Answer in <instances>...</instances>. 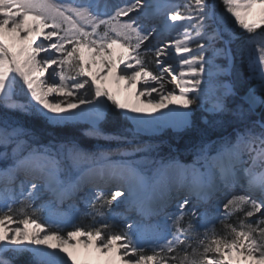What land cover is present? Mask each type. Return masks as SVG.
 <instances>
[{
	"label": "snow or ice",
	"instance_id": "6c2138e0",
	"mask_svg": "<svg viewBox=\"0 0 264 264\" xmlns=\"http://www.w3.org/2000/svg\"><path fill=\"white\" fill-rule=\"evenodd\" d=\"M219 3L0 0V264H264V0Z\"/></svg>",
	"mask_w": 264,
	"mask_h": 264
},
{
	"label": "trees",
	"instance_id": "16d2710c",
	"mask_svg": "<svg viewBox=\"0 0 264 264\" xmlns=\"http://www.w3.org/2000/svg\"><path fill=\"white\" fill-rule=\"evenodd\" d=\"M215 3L217 5L218 10H222V5H220L219 0H215ZM154 67V66H153ZM20 99H24L23 96L19 97ZM2 111V109H0ZM199 114L197 113V116ZM104 128L107 133L112 135H118L120 132V126L118 123V120L115 117V114H109V118L104 124ZM231 131V129H229ZM73 135L79 136V131L77 129L69 127L68 129L64 130L63 132L59 134H49L45 133L41 139L43 143H48L49 140L55 139L56 141H59L64 138H70ZM215 138V135L213 136ZM195 139V133L193 132H166V134H163L162 136L158 137V140L155 144L158 145V148L155 152L151 153V155L157 157L158 159H170V158H176L182 163H191L193 156L190 151L191 144L194 142ZM81 143L83 146L87 147L88 149H94L96 146H110L111 148L115 149L117 147L116 141H104V140H95V139H89L87 137L81 138ZM2 150V149H0ZM119 158V157H114ZM138 158V157H137ZM0 167H3V164L0 163ZM107 193V192H105ZM90 210V209H89ZM106 214L108 213V209L105 210ZM77 223H80L81 225L87 227L89 226L92 221L90 217H81L80 220L77 221ZM116 227L115 230L119 231L121 228V225L119 221L114 222ZM216 229L218 232H222L223 229L218 224L216 226ZM29 257L27 254L22 255L18 257L15 261V264H28Z\"/></svg>",
	"mask_w": 264,
	"mask_h": 264
},
{
	"label": "rangeland",
	"instance_id": "374dc122",
	"mask_svg": "<svg viewBox=\"0 0 264 264\" xmlns=\"http://www.w3.org/2000/svg\"><path fill=\"white\" fill-rule=\"evenodd\" d=\"M113 1V0H112ZM113 2H115V1H113ZM118 2H121V0H117V3ZM149 45H151V43H149V42H147ZM152 44H154V43H152ZM108 87L110 88V89H112L113 91H115L118 87L117 86H115V85H111V84H108ZM169 131H171V132H177V131H175V130H172V129H164L163 131H161V132H159V133H157V134H155V136L152 138V141L151 142H153V143H156L157 142V140H158V137H160V136H162L163 134H166V132H169ZM145 139H148V137H145ZM163 159V158H162ZM164 161H167V159H165ZM185 164H187V163H185ZM100 189H103L105 192H108L109 190H116V185H113V186H106V185H97ZM86 191H88V189L86 190ZM82 194H85V193H82ZM68 203L69 202H65L63 205H61L60 206V210L61 211H67L68 210ZM76 203H77V206L80 208V210L83 212V211H86V210H89V209H85V206L82 204V203H80V202H78V200L76 201ZM174 205V206H173ZM173 205H171L170 206V211L171 210H174L175 209V202L173 203ZM111 210L112 211H122L123 209L122 208H119V209H117V205L114 203L112 206H111ZM90 211V210H89Z\"/></svg>",
	"mask_w": 264,
	"mask_h": 264
},
{
	"label": "bare ground",
	"instance_id": "6f19581e",
	"mask_svg": "<svg viewBox=\"0 0 264 264\" xmlns=\"http://www.w3.org/2000/svg\"><path fill=\"white\" fill-rule=\"evenodd\" d=\"M113 1L117 2V0H113ZM113 1H112V2H113ZM148 23H155V22H154V21H149ZM149 43H151V44H152V43H156V41H155V40H150ZM93 71H94V72H97V71H101V72H102V69L98 66V67H94V68H93ZM108 84L115 85V86L119 87L118 85L115 84V82L113 81V79H112L111 76H109V83H108ZM138 87H139V85H138ZM157 114H158V113H157ZM98 185H105V184H104L103 182H99ZM113 185H115V184H107L106 186H113ZM86 190H87V189H86ZM86 190H85V191H86ZM80 195L82 196L83 194L80 193ZM46 198H47V197H46ZM77 200H78V199H77ZM77 200H76V201H77ZM60 206H61V205H60ZM120 208L123 209V206H121ZM81 247H82V246H81Z\"/></svg>",
	"mask_w": 264,
	"mask_h": 264
}]
</instances>
